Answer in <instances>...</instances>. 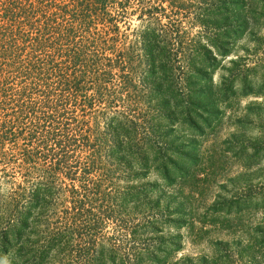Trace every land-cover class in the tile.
<instances>
[{"label":"rangeland","instance_id":"rangeland-1","mask_svg":"<svg viewBox=\"0 0 264 264\" xmlns=\"http://www.w3.org/2000/svg\"><path fill=\"white\" fill-rule=\"evenodd\" d=\"M185 4L177 18L186 59L153 74L145 58L138 67L142 118L122 130L125 150L106 163V216L94 222L98 200L60 225L63 208L50 196L20 231L6 227L2 209L0 264H264V0ZM137 13L130 43L146 31ZM157 41L162 59L173 56L171 41ZM112 116L98 118L99 133L113 135L105 124ZM130 145L151 148L141 158ZM14 181L21 176L0 172V205Z\"/></svg>","mask_w":264,"mask_h":264},{"label":"trees","instance_id":"trees-1","mask_svg":"<svg viewBox=\"0 0 264 264\" xmlns=\"http://www.w3.org/2000/svg\"><path fill=\"white\" fill-rule=\"evenodd\" d=\"M186 1L0 0V172L3 180L22 179L0 205L6 227L21 231L28 212L44 208L50 196L60 201L57 222L65 226L106 197V163L125 150L129 134L122 130L142 118L143 58L148 74L186 59L188 36L177 18ZM136 12L146 31L130 43ZM158 38L171 41L173 56L162 59L167 52ZM107 112L113 135L96 130ZM149 148L133 152L130 145L141 158ZM94 209L100 224L108 208L100 201Z\"/></svg>","mask_w":264,"mask_h":264}]
</instances>
